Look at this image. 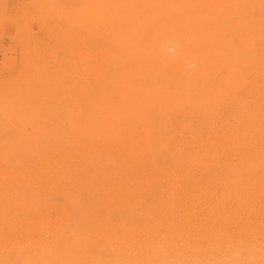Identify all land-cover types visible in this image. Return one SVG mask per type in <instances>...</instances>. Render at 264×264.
Segmentation results:
<instances>
[{
    "label": "bare ground",
    "instance_id": "bare-ground-1",
    "mask_svg": "<svg viewBox=\"0 0 264 264\" xmlns=\"http://www.w3.org/2000/svg\"><path fill=\"white\" fill-rule=\"evenodd\" d=\"M183 1L192 24L206 28L207 35L215 25L217 2L233 1L248 8L246 19L262 25L264 32V0ZM159 28L145 50H124L94 36L102 65L93 69L76 54L81 57L73 60L70 78L78 85L79 74H84L89 85L79 89L83 94L75 97L70 112L47 116L43 93L10 107L0 104V127L9 139L6 146L0 144V264H72L79 256H97L93 264H148L152 257L150 264H264V202L258 200L264 197V182L242 180L231 171L215 172L207 180L197 176L201 168L211 169V159L217 170L225 155L217 154L219 149L209 153V106L218 110L225 105L232 120L223 127L240 121L248 133L245 152L264 158L263 141L254 140L264 130V84L259 86L252 77L242 85L248 80V67L264 66V38L261 44L253 39L254 50L261 53L257 59L252 55L248 67L249 62H242L239 73L224 60L225 78L216 83L218 65L205 64L191 51L199 40L179 32L175 22ZM227 59L238 62L236 57ZM204 75L212 77L209 82ZM64 81L60 75L52 86L62 88ZM196 84L190 91L196 98L190 99L184 92ZM170 92L174 102L168 100ZM59 116L66 120L65 131ZM15 119L36 130L32 140L13 134ZM190 123L197 127L188 128ZM167 127L179 129L182 137L170 141ZM47 133L54 139H46ZM130 158L143 166L160 163L166 169L160 180L189 203L184 212L198 209L196 201L204 198L205 204L226 206L219 211L229 227L214 230L215 221L201 215L202 220L191 225L171 201L144 202L141 183L125 175ZM161 188L159 184L156 192ZM138 225L156 245L148 248L138 239Z\"/></svg>",
    "mask_w": 264,
    "mask_h": 264
},
{
    "label": "rangeland",
    "instance_id": "rangeland-1",
    "mask_svg": "<svg viewBox=\"0 0 264 264\" xmlns=\"http://www.w3.org/2000/svg\"><path fill=\"white\" fill-rule=\"evenodd\" d=\"M187 9L188 7L183 0H0V104L5 103L7 107H10L17 100L19 102L25 98L34 100L35 94L43 93L42 96L47 116L55 118L58 113L72 111L75 97L83 94V92L79 93V89L83 90L89 85V78L84 74H79L78 85L70 78L73 73L72 65L75 58H79L82 55L93 69L102 65V63L100 64L99 51L93 39L96 35L102 41L116 45L124 50L133 47L145 50L151 48L150 42L154 37L155 30L160 29L159 27L163 23L175 22L178 25L177 30L179 32L190 36V38L194 37V40H199L196 43L192 41L191 51L194 53L193 55H200L205 64L212 63L213 66L218 65L215 77L219 76L215 78L216 80L214 79L216 83L225 78L224 66H221L224 60L228 61L227 66L230 69H236V73H239V68H242V62H249L248 67L252 63L253 58L257 59L256 56L261 53V51L256 52L254 50V40H257L261 44V39L264 38L262 25L257 22H251L252 20H247L245 15L249 13L248 8L245 9L237 1L230 2L229 4L217 2L215 25H211L209 29L211 34L209 35H207L206 28L200 29L198 26L192 24L188 14H185ZM254 16L256 17V15ZM105 32L111 35L108 36ZM87 39L89 40L88 43ZM89 44L90 46L92 44V49ZM76 54L81 55L76 57ZM216 55L218 58L214 59ZM252 55L253 58H251ZM228 57H236L238 62L230 63V59H227ZM247 71L244 76L248 75V80L244 81L242 85H247L251 82L252 77L259 86L264 84V66L261 69H255L253 66L252 68L248 67ZM60 75L65 76V83L63 84L64 87L57 89V87L52 85L55 84ZM204 77L208 79V82L212 78L207 75H204ZM41 79L43 82L42 89L40 88L42 86ZM196 87L197 84L189 85L188 90L184 93L191 96L190 99H195L196 95L193 96L190 91ZM239 93H242V91L239 90ZM171 94L172 92H170ZM204 94L209 98L210 95L206 86ZM170 95L168 100L174 102L175 97ZM227 110L225 105L218 108V110L214 107L211 108V106L208 107V133L206 134L209 153L212 155L215 149H219L216 153H223L225 155H223L224 160L223 158L218 160L222 165H219L217 170L215 169L216 166H213L211 159V169L206 171L204 168H201L197 171V176L199 175L201 180H207L215 172L216 175H219L223 172L227 173V171H231L232 173L235 172L236 176L240 174L242 180L251 179L253 181L264 182V158L256 152H254L255 154L247 153L248 151L245 152L247 148L244 146V142L248 139V133L241 125L242 123L236 121L229 129L223 127L226 120H232ZM62 117L61 119L58 118L61 120L60 122L58 120V122L60 123V127H62V131H65L64 129L67 128L65 127L66 120L64 116ZM15 120L17 122L13 125L16 127L14 130L16 132L13 134L18 135V138L32 140L36 130L23 121L18 122L17 119ZM213 123H216L215 128H213ZM187 126L190 129L197 127L195 123H190ZM176 127L178 128V125ZM165 131L168 139L172 142L175 138L182 137L179 129L167 127ZM45 135L46 139H54L53 134L47 133ZM6 136L3 128L0 127V144L3 146H6L9 140ZM263 139L264 130L262 129L261 137H254V140L259 141L253 142L259 143L263 141L264 143ZM238 152L242 153L239 154ZM248 155L249 157H247ZM159 164L152 163L151 166L148 163L147 167V165L143 166L140 162L136 163L130 158V161L126 165L127 169H124V171H127L125 175L129 176V178L131 177L132 182H136L137 185L141 183L139 186H142L144 202L163 205L171 201L170 203L173 202L172 204L176 206H172V208L178 210L180 206V215L183 213L182 218H186L188 222L191 220V225H195L203 217L208 220L209 217L207 218V216H210L209 220L215 221L213 222L216 225L214 230L229 227V224L227 225L228 221L223 219V211H219L220 208L222 209L226 206L219 208L218 205L211 206L208 203L207 205L204 203L205 198L203 202H201L202 200L196 201V208L198 209L190 212L185 211V213L183 210H187L189 203L177 191L168 190L169 185L164 179L160 180L165 176L166 169ZM260 168L263 170L261 171ZM156 173L158 174L156 175ZM201 173L202 176L200 175ZM159 184L162 185L161 191L156 192ZM151 186L152 189L154 188L153 190H151ZM259 197L258 200L261 203L264 202L263 195ZM175 199L177 202H174L176 201ZM215 206L218 208L215 209ZM196 213L198 214L196 215ZM200 215L202 218L199 217ZM197 216L198 218H196ZM136 232L138 239L144 242L146 247H152L151 244L153 243V245H156V240L152 236L147 235L145 227L138 225ZM114 255L116 256L117 254ZM96 257H74L76 259L72 264H93L92 262L97 260ZM112 257L114 258V256ZM85 258L90 261H85ZM150 261L153 262V257ZM150 261L148 264H150Z\"/></svg>",
    "mask_w": 264,
    "mask_h": 264
}]
</instances>
